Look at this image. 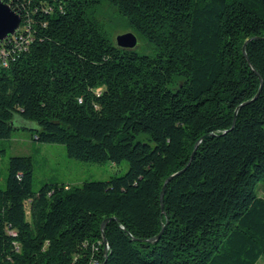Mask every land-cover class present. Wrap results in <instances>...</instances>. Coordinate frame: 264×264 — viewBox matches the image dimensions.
Masks as SVG:
<instances>
[{"label":"trees","instance_id":"1","mask_svg":"<svg viewBox=\"0 0 264 264\" xmlns=\"http://www.w3.org/2000/svg\"><path fill=\"white\" fill-rule=\"evenodd\" d=\"M1 1L20 24L0 43V140L33 125L70 159L129 167L34 193L33 158H9L0 264H256L264 0ZM103 6L155 55L116 47Z\"/></svg>","mask_w":264,"mask_h":264},{"label":"rangeland","instance_id":"2","mask_svg":"<svg viewBox=\"0 0 264 264\" xmlns=\"http://www.w3.org/2000/svg\"><path fill=\"white\" fill-rule=\"evenodd\" d=\"M99 14L105 23L108 38L115 44L116 37L131 33L137 39L133 51L139 55L154 56L155 49L141 36L127 20L114 8L103 6ZM34 126L17 129L10 139L0 140V188L6 187L8 177V160L14 156H31L34 160L33 192L38 193L46 184H59L70 187L81 186L86 182L108 181L128 171V162L116 165L110 162L103 164L81 162L67 156L64 145L39 143L33 139ZM140 140L145 141L144 137ZM264 197V189L260 190ZM27 220L31 221L27 208ZM256 264H264L262 256Z\"/></svg>","mask_w":264,"mask_h":264},{"label":"water","instance_id":"3","mask_svg":"<svg viewBox=\"0 0 264 264\" xmlns=\"http://www.w3.org/2000/svg\"><path fill=\"white\" fill-rule=\"evenodd\" d=\"M19 24H20V17L7 4L3 3L0 0V43L8 36H11L14 34L16 30L18 29ZM136 43H137V39L135 35L131 33L121 34L117 36L115 40L116 47L122 48V49H128V50L133 49L136 46ZM243 52L245 53V46L243 47ZM260 90H261V86L255 98L260 93ZM176 175H178V173L173 174L172 176L166 179V181L164 182L162 191L160 193L161 209L163 212H164V208H163L162 202H163L165 187ZM109 221L110 219H105L101 224L102 239H103L105 246H107V240L104 235V230H105L106 224ZM160 234L156 236L155 238L148 240V241L153 242L157 240Z\"/></svg>","mask_w":264,"mask_h":264},{"label":"built area","instance_id":"4","mask_svg":"<svg viewBox=\"0 0 264 264\" xmlns=\"http://www.w3.org/2000/svg\"><path fill=\"white\" fill-rule=\"evenodd\" d=\"M107 246H105V250H106Z\"/></svg>","mask_w":264,"mask_h":264},{"label":"bare ground","instance_id":"5","mask_svg":"<svg viewBox=\"0 0 264 264\" xmlns=\"http://www.w3.org/2000/svg\"><path fill=\"white\" fill-rule=\"evenodd\" d=\"M106 250H107V248H106Z\"/></svg>","mask_w":264,"mask_h":264}]
</instances>
